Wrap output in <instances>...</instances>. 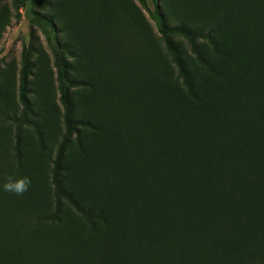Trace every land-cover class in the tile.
<instances>
[{
	"label": "rangeland",
	"instance_id": "rangeland-1",
	"mask_svg": "<svg viewBox=\"0 0 264 264\" xmlns=\"http://www.w3.org/2000/svg\"><path fill=\"white\" fill-rule=\"evenodd\" d=\"M227 1L50 0L45 4L42 0H0V147L6 138L14 150L19 139L22 155L28 156L41 172H51L55 159L65 157L74 183L91 178L90 171L84 174L88 165L101 168L125 160V109L128 115L132 113L125 107L127 99L137 107L147 101L152 108H184L189 115H197L198 107H208L207 101L218 99L222 88L228 92L234 89L231 77L225 81L224 74L233 75L240 62L236 67L219 60L216 49L234 42L250 57L251 39L232 38L231 32H226L220 39L212 35L210 40H191L180 30L194 33L192 23L202 14V33L210 32L212 20L207 11L228 5ZM95 15L98 22L90 19ZM131 29H135L134 46L142 40L137 61L127 56L125 42L118 50L111 45L115 37L122 42L125 31ZM81 51H86L84 57ZM94 70L102 89L98 97L87 89L70 87L66 80H72L73 75L84 77ZM65 90L71 99H78L80 116L104 110L113 122L114 128L109 129L106 137L83 133L82 143L91 150L88 157L82 155L78 140L63 143ZM108 94L116 95L117 100L109 102ZM251 154L245 149L239 155L229 154L230 161L241 159L243 167L229 172L223 169L218 178L212 170L199 177H187L176 167V177L167 179L163 178L162 165H158L159 174L148 168L146 176L133 185L131 203L127 205L137 223L145 225L149 221L153 225L155 241L144 248L150 245L162 251L158 238L174 247L182 245L192 260L200 259L201 264L209 259L215 264H226L224 255L234 254L235 242L253 244L257 229L262 231L264 240V225L260 223L264 217L255 219L258 188H263L259 186L263 181L258 160ZM130 159L136 162L139 158L134 155ZM220 163L225 165L223 160ZM3 164L0 171L12 166ZM26 167L23 164L19 171L24 174ZM40 188V183L36 184L29 194L35 195ZM61 201L73 225L67 234L58 237L54 248L76 252L80 264L85 244L82 229L90 223L75 207L63 198ZM236 211L243 219L239 230L229 222ZM126 240L125 232L114 235L113 247L106 256L114 259L115 264L124 263ZM61 241L63 245L58 246ZM10 248H0V264H7Z\"/></svg>",
	"mask_w": 264,
	"mask_h": 264
},
{
	"label": "trees",
	"instance_id": "trees-1",
	"mask_svg": "<svg viewBox=\"0 0 264 264\" xmlns=\"http://www.w3.org/2000/svg\"><path fill=\"white\" fill-rule=\"evenodd\" d=\"M49 1L42 0L41 3L48 4ZM227 2L228 5L207 11L212 20L210 32L202 33V14L192 23L196 30L194 33L185 29L180 31L191 40H210L212 35L220 39L226 32H231L232 38L250 37V57H247L242 46L234 42L222 44L216 49L219 60L229 61L236 67L237 62H240L233 75L224 74L225 81L231 77L233 91L222 88L218 99L212 98L211 103L207 101L208 107L199 106L194 116L189 115L184 108L172 110V107L158 105L152 108L147 101L137 107L127 99L125 107L132 113L128 115L125 109L126 139L123 150L128 154H125L124 161L118 162L119 165L105 164L101 168L88 165L84 174L90 171L91 178H81L73 183V173L65 157L55 159L51 172H41L28 156L22 155V142L19 139L14 150L9 139L5 138L1 142L0 164L12 165L0 171V248L11 246L7 264H77L76 252H61L54 248L58 237L67 234L73 225L69 222L68 211L61 198L75 207L90 223L82 229L85 244L81 248L80 264H115L114 259L106 255L113 247L114 235L124 232L127 240L123 264H201L200 259L192 260L182 245L174 247L158 238L162 251L150 245L144 248V245L155 241L153 225L149 221L145 222L146 226L144 222L137 223L132 219L127 205L131 203L133 185L146 176L148 168H154L155 173L159 174V164L164 168L163 178L167 179L176 177V167L179 173L187 177H199L212 170L218 178L223 169L229 172L234 167H243L241 159L230 161L229 154L234 152L239 155L244 149L250 151L253 159L258 160L259 177L263 181L259 185L263 188H258L259 209L255 211V219L264 217V0ZM93 18L98 22V16L90 19ZM133 30L125 31L122 42L120 37L113 38L111 45L118 50L121 43L125 42L127 56L137 61L143 46H140L142 40H138L134 46ZM169 50L175 53L170 46ZM85 54L86 51H81L83 57ZM95 73V70L88 71L84 77L73 75L75 77L72 80H66L70 87L87 89L98 97L102 89ZM107 99L112 103L117 97L108 94ZM199 101L202 103V99ZM62 103L66 127L63 143L67 145L74 139L78 140L82 155L88 157L91 150L84 146L86 143H82L83 133L106 137L109 129L114 128L113 122L104 110H97L95 115L89 112L84 117L80 116L78 99H71L67 90L63 92ZM134 155L139 158L136 162L130 159ZM222 160L225 165L220 163ZM23 164L27 166L24 174L19 171ZM166 171L174 176L169 177ZM152 176L160 179L155 174ZM8 177H28L31 180L30 187L22 195L5 192L2 185ZM39 183L40 191L30 195L29 190ZM78 183H81L80 186H77ZM233 215L229 222L239 230L243 225L242 216L237 211ZM260 223L264 225V219ZM61 244L62 241L58 246ZM234 245V254L224 255L226 264H264V240L260 229L256 230L253 244L235 242ZM98 249L100 252L96 253ZM204 264L215 263L209 259Z\"/></svg>",
	"mask_w": 264,
	"mask_h": 264
},
{
	"label": "clouds",
	"instance_id": "clouds-1",
	"mask_svg": "<svg viewBox=\"0 0 264 264\" xmlns=\"http://www.w3.org/2000/svg\"><path fill=\"white\" fill-rule=\"evenodd\" d=\"M31 180L28 177L14 178L8 177L7 181L2 185L5 192H11L15 195H22L30 187Z\"/></svg>",
	"mask_w": 264,
	"mask_h": 264
}]
</instances>
